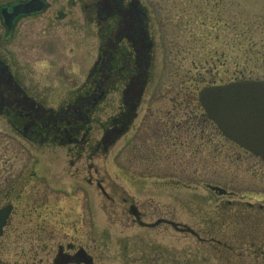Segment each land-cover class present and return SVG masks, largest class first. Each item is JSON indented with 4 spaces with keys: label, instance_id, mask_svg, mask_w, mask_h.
<instances>
[{
    "label": "rangeland",
    "instance_id": "rangeland-1",
    "mask_svg": "<svg viewBox=\"0 0 264 264\" xmlns=\"http://www.w3.org/2000/svg\"><path fill=\"white\" fill-rule=\"evenodd\" d=\"M19 1L26 0H0V5ZM44 1L48 8L21 19L4 50L29 92L56 108L82 84L97 58L98 28L89 27L80 7L71 5L74 0ZM195 1L199 11L190 0H139L153 42L152 63L138 116L109 155L101 149L90 162L72 165L71 150L26 145L0 119L2 164L19 167L30 159L34 172L48 175L51 184L79 186V198L70 210L69 197L59 196L58 206L50 202L52 218L47 221L60 226L72 220L86 231L93 226L96 264H264L261 257L256 261L261 252L255 251L264 244V209H259L264 204V162L198 116L204 114L198 91L206 85L226 84L223 81L242 69L243 81L264 80V0L227 4L231 25L239 24L230 34L233 48L219 7L222 0ZM241 19L247 20L245 25L238 23ZM2 28L0 19V33ZM244 36L252 41L245 49ZM118 99L109 96L95 117L107 119L110 100L114 114ZM197 123L205 132L204 145L196 149L189 144V154H184L180 144L191 135L181 130ZM178 125L181 129L169 131ZM92 135L93 140L100 136L97 125ZM88 178L93 181L90 187L84 182ZM211 185L232 192V197L216 195L208 189ZM132 205L142 225L132 215ZM162 220L174 222L177 229L152 227ZM238 238L242 245L226 246Z\"/></svg>",
    "mask_w": 264,
    "mask_h": 264
},
{
    "label": "flooded vegetation",
    "instance_id": "flooded-vegetation-1",
    "mask_svg": "<svg viewBox=\"0 0 264 264\" xmlns=\"http://www.w3.org/2000/svg\"><path fill=\"white\" fill-rule=\"evenodd\" d=\"M21 2L0 5L3 26V33H0V119L26 145L71 150L75 156L72 165L83 160L90 162L95 159L94 152L101 149L104 155H109L117 141L128 135L138 116L152 63L153 42L150 33L141 30V11L136 6L139 1L74 0L71 3L73 7H80L82 17L91 29L98 28V56L90 64L82 84L67 93L56 108L46 106L41 96L29 92L25 79L19 77L15 63L4 50L5 45L12 41L18 23L28 17L17 16L11 29L4 21L13 13L14 6ZM44 2V9H47L48 4ZM113 94L119 96L115 113L112 110L114 102L110 100L105 109L107 119L96 118L98 108ZM198 116L204 119L203 115ZM208 123L214 126L212 122ZM94 125L98 126L100 133L95 140L92 135ZM190 127L181 130V133L191 135L190 140L180 144L184 154H189V144L194 143L196 149L204 145V129H199V123ZM173 129L177 131L181 126H172L169 131ZM86 152L87 156L83 158ZM29 160L26 159V163L19 167L0 161V215H7L0 231V264H96L93 226H88L86 231L72 220L60 226L47 221L52 218L49 208L54 202L57 203L54 206H58L59 196L70 198L67 209H71L79 198V186L74 184V188L69 189L60 183L51 184L48 175L34 172ZM167 160L171 162V154L167 155ZM92 165L89 164L90 169ZM5 170L11 172L5 176ZM169 171L171 176L168 179L172 182V170ZM84 182L88 187L93 183L90 178ZM37 189L40 194H37ZM226 192L222 197H232V192ZM87 197L83 194L82 199ZM247 205L256 207L252 203ZM39 209H42L40 214ZM130 209L139 221L141 215L135 206ZM259 209H264V204ZM138 223L142 225L140 221ZM163 224L177 229L176 224L169 220H162L157 226ZM242 242L238 238L228 241L226 246L232 248L242 245ZM255 251L261 252L256 254V261L260 257L264 260V244Z\"/></svg>",
    "mask_w": 264,
    "mask_h": 264
},
{
    "label": "water",
    "instance_id": "water-1",
    "mask_svg": "<svg viewBox=\"0 0 264 264\" xmlns=\"http://www.w3.org/2000/svg\"><path fill=\"white\" fill-rule=\"evenodd\" d=\"M137 2V0H135ZM141 30L145 33V17L140 5ZM45 7L42 0L19 3L10 17H5L9 29L17 16L41 12ZM140 29V28H139ZM199 102L207 116L217 125L223 135L248 152L264 160V80L236 81L226 85L206 86L199 91ZM222 195L224 190L211 186ZM6 213L0 215V231L5 224ZM161 221L153 224L158 225Z\"/></svg>",
    "mask_w": 264,
    "mask_h": 264
},
{
    "label": "trees",
    "instance_id": "trees-1",
    "mask_svg": "<svg viewBox=\"0 0 264 264\" xmlns=\"http://www.w3.org/2000/svg\"><path fill=\"white\" fill-rule=\"evenodd\" d=\"M191 1V6H194L195 8H196V10L197 11H199L200 9H197V8H199L200 6H199V2H196L195 0H190ZM200 2H201V0H199ZM239 1V0H238ZM238 1H235L234 2V6H236V4L238 3ZM229 2H231V0H222V3H220L219 4V7H220V9L222 8V10H223V12H224V16H223V18H225V20H226V22H225V30H227V32H228V35L230 36V38H231V35L230 34H233L234 32H236L237 31V27H238V25L239 24H234V26L233 25H231V22L233 21V16H231L230 15V13H229V9H228V3ZM205 19L207 20V16H205ZM208 21V20H207ZM246 19H241L238 23H242V25H245L246 24ZM262 21L264 22V19H262ZM216 22H218V25H219V23H220V20H219V18L217 17V21ZM236 38V37H235ZM233 38H231L230 39V42L229 43H231V46H230V48H233L232 47V45L234 46V41L232 40ZM243 39H245L244 41H242L241 43L242 44H244V49H245V43H247V44H251L252 43V41H251V39H249V38H246V36H244L243 37ZM249 46V45H248ZM237 64V63H236ZM234 68H236V67H234ZM245 72H246V69H242L241 71H235V72H233L232 74H231V78L230 79H228V80H226V81H223L224 83H226V82H231V81H236V80H245V79H243L242 78V76H243V74H245ZM202 81H199V85L201 86L202 85V83H201ZM213 84H215V83H213ZM199 85H198V87H199Z\"/></svg>",
    "mask_w": 264,
    "mask_h": 264
}]
</instances>
